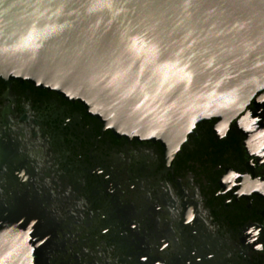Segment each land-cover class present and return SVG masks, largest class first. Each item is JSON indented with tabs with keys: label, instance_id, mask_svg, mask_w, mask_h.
I'll return each mask as SVG.
<instances>
[{
	"label": "flooded vegetation",
	"instance_id": "af4514ba",
	"mask_svg": "<svg viewBox=\"0 0 264 264\" xmlns=\"http://www.w3.org/2000/svg\"><path fill=\"white\" fill-rule=\"evenodd\" d=\"M261 187L264 89L171 154L0 80V220L27 225L37 264H264Z\"/></svg>",
	"mask_w": 264,
	"mask_h": 264
},
{
	"label": "water",
	"instance_id": "95a60500",
	"mask_svg": "<svg viewBox=\"0 0 264 264\" xmlns=\"http://www.w3.org/2000/svg\"><path fill=\"white\" fill-rule=\"evenodd\" d=\"M0 80L174 154L264 89V0H0ZM34 244L23 221L0 220V264H37Z\"/></svg>",
	"mask_w": 264,
	"mask_h": 264
}]
</instances>
